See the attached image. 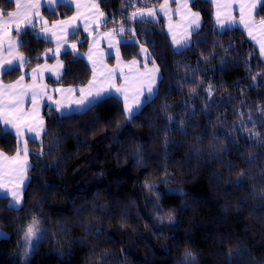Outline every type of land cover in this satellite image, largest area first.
<instances>
[{
	"label": "trees",
	"instance_id": "obj_1",
	"mask_svg": "<svg viewBox=\"0 0 264 264\" xmlns=\"http://www.w3.org/2000/svg\"><path fill=\"white\" fill-rule=\"evenodd\" d=\"M98 1L107 15L102 28L126 30L124 60L140 58L143 47L150 51L161 72L158 95L131 120L113 94L91 110L60 114L46 107L42 138L28 141L22 205L0 196L6 233L0 264H264V60L258 47L240 27L221 30L209 0H191L202 24L181 50L164 17L133 18L161 0ZM0 9L7 13L15 4L0 0ZM75 11L74 5L43 8L50 23ZM255 17L264 20V10L258 7ZM68 38L87 50L81 28ZM18 39L27 63L2 74L4 83L55 59L45 56L55 42L37 27L22 29ZM60 57L64 73L52 83L91 80L83 57L71 50ZM19 149L16 135L0 123V150L12 155ZM33 220L39 237L26 241Z\"/></svg>",
	"mask_w": 264,
	"mask_h": 264
},
{
	"label": "crops",
	"instance_id": "obj_2",
	"mask_svg": "<svg viewBox=\"0 0 264 264\" xmlns=\"http://www.w3.org/2000/svg\"><path fill=\"white\" fill-rule=\"evenodd\" d=\"M164 2L165 0H161L156 7L152 6L136 11L137 15L135 18L154 20L160 16L164 17L166 30L174 47L177 50H181L187 47L192 40L193 33L189 26L192 19L191 13L199 12L191 7V0H188V7L184 6L185 0H168L165 11H161L160 6ZM242 3H244V0H219V23L217 22V5L213 4L216 24L221 30L235 27L242 28L261 53L260 44L264 43V31L261 30L260 24L262 19H257L254 13L253 19L255 23L252 24L248 13L245 11L244 20L250 24V32L249 28H246L245 24L241 23ZM94 5H98V8ZM224 5H227V7H224ZM84 7L83 17L77 21L75 26L69 27L64 32L61 42L62 48H59V51H57V42L51 39L55 42V47L47 51L45 56H55L54 60L45 61L35 68V73L32 70L23 76V80L18 79L11 83L0 82V97L5 101L4 115L12 119L14 124H18L22 132V135L18 137L16 135V128L11 124L5 125L3 119H0L3 127L16 135L20 147L12 155L0 150V185H2L0 187V196H5L6 194L14 206H21L23 202L24 191L29 180L28 170L31 164L28 141L29 139L40 140L42 138L45 130L43 113L46 107H52L57 110V106L59 105L60 110L58 112L60 114L83 111L89 106H81L79 101L86 97L91 98L90 94L95 95L97 91L104 92L105 97L112 94L117 95L123 101L126 94L129 98L128 103L132 106V102L136 98L140 101H145L147 87L152 83V77H155L154 87L156 89L158 87L161 77L160 68L158 71H154V67L150 70L145 66V58L148 61L152 58L150 51L146 47H143L140 58L129 61L124 60L121 57L120 49L121 44L127 37L122 34L121 28L114 27L107 30L102 28L107 15L101 9L98 0H85ZM149 9L153 10L155 14L152 16L147 15ZM101 12L103 16H100ZM140 12H143L144 15L140 16ZM67 19L69 18L56 22H63ZM199 23L201 27L202 17L200 13ZM50 24L53 25L54 22H49L48 26ZM74 27L76 30L81 28L87 35L88 49L83 54L79 50V41H71L68 38ZM85 28H87V31ZM44 35L47 34L45 33ZM186 41H190V43H186ZM72 45H75V47L73 48ZM65 50H71L80 56L83 55L92 70L95 69L91 80L87 84L83 86H65L50 81V79L60 78L64 73V62L60 55ZM261 55L264 60V54L261 53ZM117 88L121 89L123 94L117 92ZM57 89L59 91H56ZM70 89L72 91H69ZM80 89L84 90L83 96ZM33 93H36L35 103L32 101ZM13 98L18 100L19 103L14 111H9L7 102ZM17 116L20 117L19 120L16 119ZM30 127L35 129V131H29ZM37 132H39V136L36 135ZM25 147L28 149L26 163L23 151ZM17 153L19 154V159L15 160L14 158L17 157ZM22 177H26L23 182H21ZM13 191H19L21 197L19 204L13 202L11 195ZM4 236H6V233L0 229V238Z\"/></svg>",
	"mask_w": 264,
	"mask_h": 264
},
{
	"label": "snow or ice",
	"instance_id": "obj_3",
	"mask_svg": "<svg viewBox=\"0 0 264 264\" xmlns=\"http://www.w3.org/2000/svg\"><path fill=\"white\" fill-rule=\"evenodd\" d=\"M8 3H13L15 4V10L14 11H8L7 13H5L2 9H0V39H2V37L6 34H8L9 30L15 26V29L17 31V33H19L20 31H22V29L20 28V24L24 23L25 25L31 23V17H39V8H40V0H7ZM56 3L58 4H63L65 6H71L73 0H55ZM192 2L194 3L195 0H192ZM209 2L216 4L217 5V17L218 20L217 22L219 23V15H220V4H219V0H209ZM48 4L51 6L53 4V0H48ZM168 4V0H165L164 4H162L160 6L161 11H165L166 9V5ZM95 7L98 8V5H94ZM185 7H188V0H185ZM224 7H227V5H224ZM260 8L262 10H264V0H244V3L241 4V23L245 24L246 28H249L250 32H251V28H250V24L248 22H246L244 20V14L245 11L248 13L249 19L251 20V23L254 24L255 21L253 19V14L256 12L257 8ZM190 11V9H189ZM154 11L149 9L147 12V15L152 16L154 15ZM7 16V19H4V16ZM133 18L136 17L137 13H133ZM140 16H143L144 13L140 12L139 13ZM192 15V19L190 21V28L192 30L193 34L199 35L198 29L200 28V23H199V13H191ZM100 16H103V13H100ZM75 19V17L73 18ZM63 23V22H61ZM261 24V30L264 31V20H262L260 22ZM85 30L87 31V28H85ZM125 29L121 28L120 31H124ZM76 32V28H73V31L71 32L72 35H75ZM22 42L18 41L17 44H21ZM186 43H190V41H186ZM13 47H15V45H13L12 43L9 44V54H12V50ZM72 47L74 48L75 45H72ZM260 50L261 53L264 54V43L260 44ZM57 51H59V48L57 49ZM67 52V50H65ZM143 51V49H142ZM24 63H27V61L24 59V57L18 56L15 60L13 59H8L6 61L0 62V74H6V73H10L12 71H16L19 70V68H21L23 66ZM93 71H95V69H93ZM154 71H158V69H155ZM33 72L35 73V69H33ZM23 76L20 78L21 80H23ZM91 83V82H90ZM155 85V77H152V83L149 84V86L147 87V97L145 98V101H140L138 98L133 100V105L134 106H130L128 103V96L125 94L124 95V101H125V108L124 111L127 114V118L129 120L135 118L138 115H142V109L144 106H146V102H151L150 98H154L156 95H158V90L154 87ZM11 87V86H10ZM211 87V86H210ZM56 91H59V89H57ZM69 91H72L71 89ZM117 92H121L122 90L117 88L116 89ZM80 92L83 96L84 90L80 89ZM123 94V93H122ZM211 94V93H209ZM91 98H85L82 99L81 101H79V104L81 106L84 105H88L90 106L88 108V110H91V107H94L96 103L102 102V100L105 97L104 92L101 91H97L95 93V95H91ZM32 101L33 103L36 102V93L32 94ZM8 109L9 111H14L19 103L18 100L16 99H10L8 102ZM4 104L5 101L3 100L2 97H0V119H3V122L5 125H9L11 124L13 127L16 128V135L19 137L20 135H22L21 132V128L18 124H14L13 120L6 117L4 115ZM59 105L57 106V111H59ZM17 120L20 119L19 116L16 117ZM169 120H172V117L169 116L168 117ZM182 123V122H181ZM29 131H35V129L33 128H29ZM37 136H39V132L36 133ZM24 153H25V163H26V157L28 155V149L27 147H25L23 149ZM15 160L19 159V154L17 153V157L14 158ZM26 179V177H22L21 178V182H23V180ZM236 187L240 186V183L237 182ZM0 187H2V185H0ZM12 198H13V202L15 204H19L20 202V194L19 191H13L11 193ZM6 197V194H5ZM168 219L171 221L172 220V216L169 215ZM36 223L37 221L33 220V223L30 224L25 232V239L26 241H31V239L36 235ZM186 256L188 257H192V253L188 252L186 253ZM194 259V257H192Z\"/></svg>",
	"mask_w": 264,
	"mask_h": 264
},
{
	"label": "rangeland",
	"instance_id": "obj_4",
	"mask_svg": "<svg viewBox=\"0 0 264 264\" xmlns=\"http://www.w3.org/2000/svg\"><path fill=\"white\" fill-rule=\"evenodd\" d=\"M57 4L58 3H56L55 0H53V4L50 6L48 4V0H40L39 17H31V23H29L27 25H25L24 23H21L20 24V28L21 29H25L27 27H37L38 28V32L41 35H44L45 33L47 34V35H44L43 37H47V38L53 39L54 41L57 42L58 48H62V43L61 42H62V38H63L64 32L69 27L75 26L77 24V21H79L83 17V10L85 8L84 7L85 6V0H73L71 5H74L76 10H77V11H75V14L73 16L69 17V19L63 21V23L55 21L53 25L50 24V26H48L49 22L46 19L44 13H43V8L44 7L55 8ZM74 17H75V19H73ZM4 19H7L6 15L4 16ZM61 20H63V19H61ZM120 28H123V27H120ZM121 32L124 35L126 34V30L121 31ZM18 37H19V33H17V31L15 29V26H13L9 30L8 34L4 35L2 37V39H0V62L6 61L8 59L15 60L18 56H21V55L26 60V57L18 50V44H17V42L19 41ZM86 37H87V35H86ZM10 43L15 45V47H13L11 55L9 54V51H8ZM79 50H80V48H79ZM86 51H81L80 50V52L82 54L85 53ZM74 54H76V53H74ZM78 56H80V55H78ZM81 57L84 58L83 55ZM145 61H146L145 66L147 67V69L152 70V67H154L155 69L159 70V66L156 64V62L153 60V58H151L150 61H148L145 58ZM92 72H93V70H92ZM1 77H2V74H0V82H2ZM2 83H4V82H2ZM132 106H134L133 102H132ZM15 207H20V206H15ZM36 229H37V231H36V235L33 237L34 239L38 238L39 237V233H40L39 232V228L37 227V224H36Z\"/></svg>",
	"mask_w": 264,
	"mask_h": 264
}]
</instances>
